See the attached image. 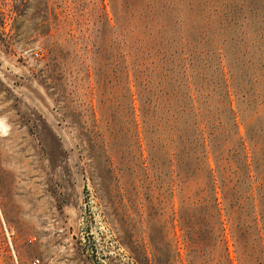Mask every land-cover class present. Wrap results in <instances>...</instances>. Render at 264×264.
I'll return each instance as SVG.
<instances>
[{
  "label": "rangeland",
  "instance_id": "1",
  "mask_svg": "<svg viewBox=\"0 0 264 264\" xmlns=\"http://www.w3.org/2000/svg\"><path fill=\"white\" fill-rule=\"evenodd\" d=\"M1 122L0 264H264V0H0Z\"/></svg>",
  "mask_w": 264,
  "mask_h": 264
},
{
  "label": "built area",
  "instance_id": "2",
  "mask_svg": "<svg viewBox=\"0 0 264 264\" xmlns=\"http://www.w3.org/2000/svg\"><path fill=\"white\" fill-rule=\"evenodd\" d=\"M39 54H38V52H36V56H38ZM31 264H42L41 263V260L39 259V258H37V259H34L32 262H31Z\"/></svg>",
  "mask_w": 264,
  "mask_h": 264
},
{
  "label": "bare ground",
  "instance_id": "3",
  "mask_svg": "<svg viewBox=\"0 0 264 264\" xmlns=\"http://www.w3.org/2000/svg\"><path fill=\"white\" fill-rule=\"evenodd\" d=\"M0 125H1V127L3 128V130L5 131V129H6V127H7V126L5 125V123H4V122H1Z\"/></svg>",
  "mask_w": 264,
  "mask_h": 264
},
{
  "label": "trees",
  "instance_id": "4",
  "mask_svg": "<svg viewBox=\"0 0 264 264\" xmlns=\"http://www.w3.org/2000/svg\"><path fill=\"white\" fill-rule=\"evenodd\" d=\"M214 230V228H212Z\"/></svg>",
  "mask_w": 264,
  "mask_h": 264
}]
</instances>
